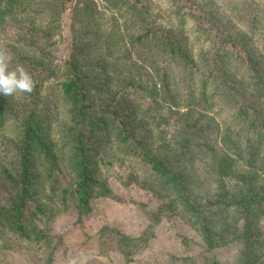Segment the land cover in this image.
I'll list each match as a JSON object with an SVG mask.
<instances>
[{
	"label": "trees",
	"instance_id": "16d2710c",
	"mask_svg": "<svg viewBox=\"0 0 264 264\" xmlns=\"http://www.w3.org/2000/svg\"><path fill=\"white\" fill-rule=\"evenodd\" d=\"M166 2L167 14L151 0H0V48L36 81L30 95H0V264L13 247L51 264L48 221L118 198L109 180L157 204L138 233L102 225L94 264H116L108 252L138 261L168 216L201 248L239 240L226 264H264V0ZM63 13L70 39L58 57ZM141 101L168 137L137 133ZM112 160L121 172L105 174Z\"/></svg>",
	"mask_w": 264,
	"mask_h": 264
},
{
	"label": "rangeland",
	"instance_id": "374dc122",
	"mask_svg": "<svg viewBox=\"0 0 264 264\" xmlns=\"http://www.w3.org/2000/svg\"><path fill=\"white\" fill-rule=\"evenodd\" d=\"M151 1L154 9L167 14L166 0ZM68 25V16L63 13L61 31L57 35L58 57L63 56L67 50L70 39ZM130 107L134 111V103H130ZM136 112L140 113L142 119L141 124L136 127L137 133L153 139L155 143L169 136L170 126L162 122L154 110L147 108L144 101L139 103ZM121 168L117 160H112L106 170L105 166L103 167L105 174L119 173ZM195 173L204 191L213 190L216 184L212 179L207 178L203 172ZM225 181L231 186L234 177L225 178ZM109 184L118 198L98 197L87 214L77 216L73 212L60 211L48 221L52 243L56 242L55 245L51 243L53 245L51 264H94L95 251L99 249L98 231L102 225L116 227L130 234L138 233L145 228L148 222L147 212L157 204L151 192L133 183L120 184L117 180H109ZM148 231L150 236L146 247L141 250V254L133 255L138 257V261L126 260L118 253L108 252L110 261L116 264H209L213 261L211 259H214V264H226L235 261L241 248L239 240L210 249L201 248L197 235L195 236L176 216L162 217L152 224ZM182 235L188 240H183ZM37 253L33 254L21 247H13L7 251L11 264H42L40 259L44 251L39 250Z\"/></svg>",
	"mask_w": 264,
	"mask_h": 264
},
{
	"label": "clouds",
	"instance_id": "9594fccd",
	"mask_svg": "<svg viewBox=\"0 0 264 264\" xmlns=\"http://www.w3.org/2000/svg\"><path fill=\"white\" fill-rule=\"evenodd\" d=\"M12 56L0 48V95L15 97L17 94H31L36 88L32 74L22 64H12Z\"/></svg>",
	"mask_w": 264,
	"mask_h": 264
}]
</instances>
